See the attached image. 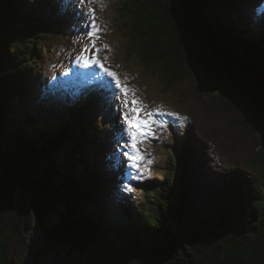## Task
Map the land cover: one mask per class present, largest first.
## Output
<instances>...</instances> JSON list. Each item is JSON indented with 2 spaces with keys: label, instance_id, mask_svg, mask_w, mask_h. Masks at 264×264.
<instances>
[{
  "label": "trees",
  "instance_id": "obj_1",
  "mask_svg": "<svg viewBox=\"0 0 264 264\" xmlns=\"http://www.w3.org/2000/svg\"><path fill=\"white\" fill-rule=\"evenodd\" d=\"M259 1L123 0L119 19L131 39L129 54L144 66H158L169 86L183 74L193 44L187 37L202 42L206 34L208 50L233 76L237 99L243 107L253 105L264 121ZM69 16V8L61 11L53 0H0V264H18L9 237L23 238L35 218L50 245L80 252L74 264H264V182L255 190L241 172L207 209L197 194L201 177L194 160L190 165L179 153V170L155 175L146 188L150 206L120 216L116 206L124 203L109 179L121 166L112 155L108 89L100 94L96 85L87 105L63 100L65 112L53 117L45 113L46 100H39L42 83L33 65L50 49L51 37L65 35L60 20L69 22ZM188 143L186 138L183 155L190 158ZM259 156L264 166L263 148ZM185 169L183 180L176 172Z\"/></svg>",
  "mask_w": 264,
  "mask_h": 264
},
{
  "label": "rangeland",
  "instance_id": "obj_2",
  "mask_svg": "<svg viewBox=\"0 0 264 264\" xmlns=\"http://www.w3.org/2000/svg\"><path fill=\"white\" fill-rule=\"evenodd\" d=\"M53 1L58 4L61 11L69 8L72 13L69 16V22L64 19L60 20L65 35L51 37L50 49L47 52L44 51L41 58L36 59V64L33 65V72L37 76L36 81L42 83V89L38 94L39 100L45 99L46 105H49V111L45 112L49 114V117L65 112L63 109L61 110L64 104L63 100L76 103L80 100L82 103L81 98L84 94H79V92L89 88L88 83L95 82L91 81L90 76L84 80L79 75V71L76 73L74 69H83L82 71L86 74L91 71H100L96 68L87 69L78 66L74 62L83 45L90 44L92 39L85 35L86 30L80 8L95 10L96 24L100 29L98 39H96V46L101 49L99 58L106 67L117 72L122 84L130 89L127 99L131 100L134 95L146 106L145 111L159 109L165 113L179 114L176 117L168 115L154 117L156 123L151 125L153 135L138 144L144 157L139 173L129 169L122 153L124 150L130 151V148L123 149L121 147L127 142L123 126L120 123V104L125 97L121 94L117 98L120 90L111 83L106 75L101 73L102 81L107 82V84L104 83L103 88L111 89L114 92L112 95L111 91L109 93L110 96H113V104L105 101L110 110L112 107L111 117L113 116L112 111L116 110V118L111 121L110 125V137H112V155L116 158L114 161L121 168H116L117 171L112 172L110 179L114 182L113 187L118 191V198L124 203L116 206L120 216H124L128 209L139 210L150 206L145 197L146 188L153 186L152 179L155 175L162 176L174 168L176 171L179 170L177 153L185 151L184 141L186 138L191 150L190 158L188 154L186 157L188 161L190 160L189 164L194 160L192 164L194 171H197L198 177H201V180L196 184L197 194L207 209L216 206L217 192L225 190L240 172L245 174L251 186L258 190V182H264V166L260 163L261 147L258 146L257 131H251L244 125L239 113L226 103L220 93L215 90L200 89L197 80L199 75L186 64L181 66L183 74L179 83L169 86L164 82L158 66H144L134 56V53L129 54L131 39L128 38L126 31L121 29L119 19V7L123 0H92V3L83 6L78 5V0ZM257 6L260 15H264V12L260 11L263 9L261 7H264V0H260ZM105 45L108 47L105 48ZM54 77L55 79H53ZM94 79L100 80L96 76ZM64 80H67V83L63 88L61 82ZM103 82L100 85H103ZM36 87L38 88V85ZM87 94L89 93L87 92ZM84 104L87 105V103ZM90 111L92 116L97 117V120L100 121L103 118L99 116V109ZM107 112L108 110L104 108L105 119L106 117L109 119ZM115 123L122 132L118 128L114 131L116 127L113 124ZM107 126L108 123L105 121L104 127ZM117 131H119L118 134ZM184 137L186 138L184 139ZM197 151L200 153L199 156H197ZM140 173L143 174L142 180L130 178L138 176ZM126 184H131V189L125 188ZM151 191L152 189L149 188V192ZM228 202L225 200L218 205H226ZM123 205L129 206V208L124 209ZM9 241L14 260L18 264H23V262L26 264L33 259L38 264H74L77 257L75 254L80 253L77 250H72L71 247H65L57 249V252H51L47 258L39 255V251L44 248V242L39 224L35 219H31L30 228L23 238L11 235Z\"/></svg>",
  "mask_w": 264,
  "mask_h": 264
},
{
  "label": "snow or ice",
  "instance_id": "obj_3",
  "mask_svg": "<svg viewBox=\"0 0 264 264\" xmlns=\"http://www.w3.org/2000/svg\"><path fill=\"white\" fill-rule=\"evenodd\" d=\"M92 3V0H78V5L83 6L86 4ZM81 18L84 21L85 35L92 38L91 43H86L83 45L80 53L75 57L74 62L78 66H82L87 69L96 68L99 69V72H94L93 75L97 79L103 80L101 73L105 74L110 78L111 83L115 85L120 92L117 94L123 95L124 100L120 104V123L123 126V132L127 137V142L121 147L123 149H129L123 151V157L125 158L127 167L131 170H135L139 173L141 161L144 159L141 154L138 144L146 139L148 136L153 135L151 125L156 123L154 117L159 116H173L176 117L179 114L175 112H163L159 109L155 111H145L146 106L137 99L134 95L131 100H128L127 97L130 94V89L122 84L120 77L117 72L112 71L110 68L105 66V63L99 58L100 48L96 46V39H98V33L100 31L95 20V10L92 8H80ZM108 45H105L107 48ZM106 59V58H105ZM55 79V77L53 78ZM187 119V117H185ZM131 179L142 180L143 174L140 173L138 176H131ZM131 184H126L125 188L131 189Z\"/></svg>",
  "mask_w": 264,
  "mask_h": 264
},
{
  "label": "water",
  "instance_id": "obj_4",
  "mask_svg": "<svg viewBox=\"0 0 264 264\" xmlns=\"http://www.w3.org/2000/svg\"><path fill=\"white\" fill-rule=\"evenodd\" d=\"M188 41L193 42L191 48L187 50V57H186V65L189 68L199 75L197 76L198 85L200 89H207V90H215L220 93L223 98H225L226 103L230 102L231 100L234 102L235 105L239 108L240 112L247 118L248 122L251 124L253 130L257 131L258 135L261 139V149H264V121L261 118L255 116V111L252 108L253 105L248 107H243L239 101L240 98L237 99L235 93L233 91L236 87L233 82V76L229 73L226 67L222 64V62L214 55L211 54L208 50L209 45L206 40H208L205 34V40L202 42H196L192 40V37H187ZM237 111V110H236ZM238 112V111H237ZM247 125V124H246ZM180 156L183 155V151H179ZM181 177V179H186V169L181 171L180 174L177 173ZM36 222L39 224L40 232L42 234L44 248L39 251V255L42 257L47 258L51 252H57L59 248H65L64 244L59 245H50L48 243L49 234H45L43 232L42 224L35 218ZM70 247V246H67ZM23 264H25L23 262ZM26 264H38L34 259L32 261L26 262Z\"/></svg>",
  "mask_w": 264,
  "mask_h": 264
},
{
  "label": "bare ground",
  "instance_id": "obj_5",
  "mask_svg": "<svg viewBox=\"0 0 264 264\" xmlns=\"http://www.w3.org/2000/svg\"><path fill=\"white\" fill-rule=\"evenodd\" d=\"M70 13H72V12H70ZM264 24V23H263ZM83 69H79V68H76V69H74V72H78L79 71V75L81 76V78H84V80L87 78V77H91V81H95V82H90V83H88L87 85L89 86V88H86L85 90H84V92L86 93V91L89 93V95L91 94L90 92H92L93 93V89H96V85H98V87H99V91H100V94H105V92L103 91V87L105 86V84H107V82L106 81H100V80H95L94 79V75H92L94 72H90V73H87L86 74V72H83L82 71ZM103 74V73H102ZM104 76H105V74H103ZM106 78V77H105ZM105 78H104V80H105ZM109 78V77H108ZM110 79V78H109ZM102 82L103 83H105V84H103V85H100V84H102ZM97 90V89H96ZM110 91L111 92H113L111 89H110ZM95 92V91H94ZM114 93V92H113ZM66 96H68V94H66ZM107 97V96H106ZM111 110H112V107H111ZM113 112V116L116 114V110H113L112 111ZM112 116V117H113ZM110 122H111V120H109ZM116 123L115 124H113V126H115L116 127ZM121 127V126H120ZM118 127H116L115 129H114V131H116V130H118L117 129ZM122 128V127H121ZM120 130V129H119ZM121 131V130H120ZM122 132V131H121ZM119 133V131H117V134ZM125 135V134H124ZM166 146V145H165ZM115 163H116V161H115ZM172 170V169H171ZM179 176V175H178ZM120 178V177H119ZM110 179V178H109ZM140 199V198H139Z\"/></svg>",
  "mask_w": 264,
  "mask_h": 264
}]
</instances>
